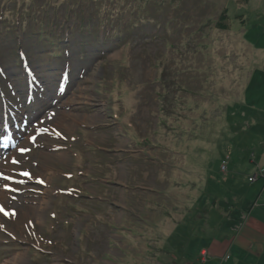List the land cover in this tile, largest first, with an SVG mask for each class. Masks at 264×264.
I'll list each match as a JSON object with an SVG mask.
<instances>
[{
  "label": "rangeland",
  "instance_id": "1",
  "mask_svg": "<svg viewBox=\"0 0 264 264\" xmlns=\"http://www.w3.org/2000/svg\"><path fill=\"white\" fill-rule=\"evenodd\" d=\"M0 67L12 154L38 163L10 185L0 264L231 262L224 210L264 195V0H0ZM65 68L88 105L54 97Z\"/></svg>",
  "mask_w": 264,
  "mask_h": 264
},
{
  "label": "crops",
  "instance_id": "2",
  "mask_svg": "<svg viewBox=\"0 0 264 264\" xmlns=\"http://www.w3.org/2000/svg\"><path fill=\"white\" fill-rule=\"evenodd\" d=\"M261 198L262 202L260 201L261 203L259 202L257 207H252L249 210H244L241 207V202L236 203L237 205L234 207L229 204L230 208L224 210L226 215H235L236 212H239L238 214L243 218L242 223L246 222L245 227L238 229V226L242 224L238 222L233 224L234 226L232 225L229 231L226 232L227 235L230 234L232 239L229 244L221 242L219 237H217L218 234L214 233L213 241L216 240L214 253L221 254L224 252L223 258L226 254L231 255L232 260L229 264H264V195H261ZM215 205L213 206L214 210ZM213 231L216 232L215 230ZM212 264L225 263H223L220 255Z\"/></svg>",
  "mask_w": 264,
  "mask_h": 264
},
{
  "label": "bare ground",
  "instance_id": "3",
  "mask_svg": "<svg viewBox=\"0 0 264 264\" xmlns=\"http://www.w3.org/2000/svg\"><path fill=\"white\" fill-rule=\"evenodd\" d=\"M20 69L22 71H24L25 73H23V76L25 75V82L23 84V87L22 89L19 90V88H17V86L14 84V87H15V96L19 97L21 96V98L23 99V97H27V99H29V103L31 104H35L36 101H37V98L34 100L33 99V96L35 93L39 94L38 91H36V84L40 81V77L38 75H35L33 70L31 69V66H30V62L27 60V56L25 54V56L23 55L21 57V63H20ZM0 74L2 76H6L7 74L5 73V69H2L0 67ZM74 81L76 82L77 79H74ZM3 82H5V79H2L0 80V92H2V84ZM92 83V82H91ZM46 86V85H45ZM44 86V87H45ZM47 87V86H46ZM48 88V87H47ZM55 96L54 97H62V96H65V103L67 104H70L72 106H75V107H79V106H85V105H88L89 103L88 102H84L87 98L85 95H82V94H78V95H74V96H67V92L66 90L58 83L56 82V86H55ZM53 91H51V93H53ZM4 96V95H3ZM37 96V95H36ZM42 97L38 98L41 99ZM1 101L0 102H3V97L0 98ZM34 100V101H33ZM64 102V101H63ZM0 118L5 122H9L11 125H18V124H21V122H19V120H10V118H8L7 116V113L6 112H2L0 114ZM0 119V121H1ZM36 121V120H35ZM28 124V122H26V125ZM19 127V125H18ZM26 143H31L30 141V137H27L26 139ZM0 143H2L0 141ZM3 144V143H2ZM24 150V147H20L18 148L14 154H20L22 153V151ZM26 151V150H25ZM15 156V155H14ZM17 163V162H16ZM14 164V165H17V167H12V166H9L8 168L12 169V170H15V168L19 169V166L21 165H18V164ZM33 173V172H32ZM25 177V176H24ZM5 215V214H4ZM6 216V215H5Z\"/></svg>",
  "mask_w": 264,
  "mask_h": 264
},
{
  "label": "trees",
  "instance_id": "4",
  "mask_svg": "<svg viewBox=\"0 0 264 264\" xmlns=\"http://www.w3.org/2000/svg\"><path fill=\"white\" fill-rule=\"evenodd\" d=\"M229 10L225 9L224 10V13H222L221 15V18H220V21L218 22V25L219 27L218 28H221V26L227 21L231 19V16L229 13H227ZM224 27V26H223ZM222 29V28H221Z\"/></svg>",
  "mask_w": 264,
  "mask_h": 264
},
{
  "label": "snow or ice",
  "instance_id": "5",
  "mask_svg": "<svg viewBox=\"0 0 264 264\" xmlns=\"http://www.w3.org/2000/svg\"><path fill=\"white\" fill-rule=\"evenodd\" d=\"M25 175H29V174L25 173ZM0 211H3V209L0 208ZM5 215H8V213H5ZM12 215H15V213H12Z\"/></svg>",
  "mask_w": 264,
  "mask_h": 264
}]
</instances>
